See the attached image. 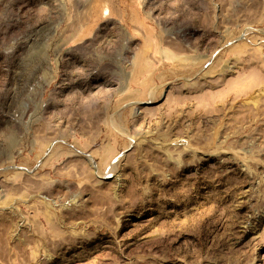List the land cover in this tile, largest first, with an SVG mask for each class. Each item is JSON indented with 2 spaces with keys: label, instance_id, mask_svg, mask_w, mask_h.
Wrapping results in <instances>:
<instances>
[{
  "label": "rangeland",
  "instance_id": "rangeland-1",
  "mask_svg": "<svg viewBox=\"0 0 264 264\" xmlns=\"http://www.w3.org/2000/svg\"><path fill=\"white\" fill-rule=\"evenodd\" d=\"M0 264H264V0H0Z\"/></svg>",
  "mask_w": 264,
  "mask_h": 264
}]
</instances>
